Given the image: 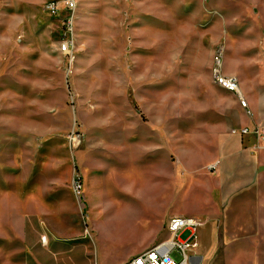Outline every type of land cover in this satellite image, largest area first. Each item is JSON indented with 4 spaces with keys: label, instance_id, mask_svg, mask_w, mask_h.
<instances>
[{
    "label": "rangeland",
    "instance_id": "obj_1",
    "mask_svg": "<svg viewBox=\"0 0 264 264\" xmlns=\"http://www.w3.org/2000/svg\"><path fill=\"white\" fill-rule=\"evenodd\" d=\"M228 1L77 0L74 47L66 55L59 50L64 9L55 18L44 11L47 0H0V153L17 161L22 190L32 169L49 171L51 188L74 191V179L82 182L84 198L74 192L82 212L66 210L74 236L54 264H121L166 238L170 215L201 209L169 188L175 172L179 196L193 187L186 149L202 135L203 111L237 104L215 83L202 53L200 41L213 36L207 25L222 21L235 30L243 64L223 68L243 90L253 84L250 62H264V0ZM9 210L0 207V264H20L25 252L20 233H10ZM26 212L17 206L18 217ZM211 226L215 238L202 264H258L257 257L234 256L219 220Z\"/></svg>",
    "mask_w": 264,
    "mask_h": 264
},
{
    "label": "crops",
    "instance_id": "obj_2",
    "mask_svg": "<svg viewBox=\"0 0 264 264\" xmlns=\"http://www.w3.org/2000/svg\"><path fill=\"white\" fill-rule=\"evenodd\" d=\"M217 1L219 5L232 2ZM206 28L207 34H213L207 42L200 41L207 64L212 68L215 50L222 49L224 65L233 62L235 66H241L242 56L235 42V30L226 27L222 21L216 25H207ZM191 41L186 43L187 49L190 48ZM191 47H194V42ZM250 63L256 66L251 69L249 76L253 84L250 89L243 90L240 83V88L248 101L252 116L244 113L238 100L237 104L208 106L209 110L203 111L204 115L201 117L202 135L191 140V150L186 149L192 153L188 168L193 178V187L188 192H180L179 196L175 172L169 188L175 199L186 196L201 208L194 212H176L169 218L180 214L203 218L206 225L200 229L210 230L208 237L204 233L203 238L199 237L197 255L200 259L196 264L203 263L208 255L209 242L215 238V234L212 235L213 226L210 227L213 218L224 226V238L232 242L230 246L235 252L234 256L257 257L258 264H261V258L264 257V146L253 135H241L239 132L241 127L253 124L264 126V70L257 67L264 65V62L255 59ZM222 70L225 74L231 73L225 66ZM233 71L241 72V69L234 68ZM176 145L177 142L171 139L170 150L173 151ZM16 167V160L7 161L0 153V207L10 209L8 222L15 226L10 233L18 235L19 232L22 238L21 245L25 253L20 264H54L53 256L66 250V241L74 236L73 224L67 222L65 217H68L67 209L72 215L77 214L78 209L82 212L78 198L68 185L51 188L46 178L49 171L45 169H32L26 175L22 190L17 183ZM166 174L167 171L161 170V175ZM37 177H41V180L34 179ZM206 181L208 186L204 185ZM89 192L92 193L91 190ZM18 205L26 207L28 212L24 217H18ZM84 232H89V229L85 227ZM57 233L62 234V238ZM41 236L45 237L44 241ZM1 239L0 235V241L3 240ZM251 262L254 261H250V264Z\"/></svg>",
    "mask_w": 264,
    "mask_h": 264
},
{
    "label": "built area",
    "instance_id": "obj_3",
    "mask_svg": "<svg viewBox=\"0 0 264 264\" xmlns=\"http://www.w3.org/2000/svg\"><path fill=\"white\" fill-rule=\"evenodd\" d=\"M77 8V0H47L44 6V11L50 17L59 18L60 11L62 9L66 11L67 16L64 19L60 18L65 32L59 46L60 52L66 55L71 54L74 47ZM222 68V53L217 51L213 56L212 66L215 83L227 92L233 93L244 113L249 117L252 116L248 101L241 91L239 78L234 74H225ZM239 132L241 135H253L264 146V126L253 124L252 126L241 127ZM73 186L74 192L82 200L84 198L82 182L79 179H74ZM205 225L206 220L203 218L173 215L169 218L166 226L167 237L139 255L130 258L124 264H195L199 257L197 255V249L200 245L198 231ZM184 229L192 231L186 240L177 237V233Z\"/></svg>",
    "mask_w": 264,
    "mask_h": 264
},
{
    "label": "bare ground",
    "instance_id": "obj_4",
    "mask_svg": "<svg viewBox=\"0 0 264 264\" xmlns=\"http://www.w3.org/2000/svg\"><path fill=\"white\" fill-rule=\"evenodd\" d=\"M199 259H200V258H197V261H198ZM195 260H196V259H195ZM197 261H196V263H197ZM196 263H195V264H196Z\"/></svg>",
    "mask_w": 264,
    "mask_h": 264
}]
</instances>
